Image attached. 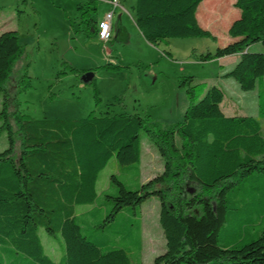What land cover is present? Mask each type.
<instances>
[{
  "label": "trees",
  "instance_id": "trees-1",
  "mask_svg": "<svg viewBox=\"0 0 264 264\" xmlns=\"http://www.w3.org/2000/svg\"><path fill=\"white\" fill-rule=\"evenodd\" d=\"M202 1L136 0V24L153 45L213 37L197 18ZM222 1L206 0L205 6L218 13ZM235 6L241 13L228 29L234 40L199 58L240 55L223 77L244 91L258 85V118L224 115L220 87L212 85L199 98L194 76L183 75L179 86L190 105L184 122L167 128L138 114L94 111L80 118L26 119L13 111L5 85L23 47L17 31L0 34V133L9 142L0 152V264H135L127 244L140 255L141 206L152 196L160 201L166 239V250L152 264H264V0H236ZM257 44L262 48L253 50ZM28 77L25 69L17 84ZM143 130L164 170L141 183ZM111 159L124 166L135 188L112 174L111 191L100 192V173ZM184 179L201 191L190 193ZM42 229L59 242L58 260L48 253Z\"/></svg>",
  "mask_w": 264,
  "mask_h": 264
},
{
  "label": "rangeland",
  "instance_id": "rangeland-1",
  "mask_svg": "<svg viewBox=\"0 0 264 264\" xmlns=\"http://www.w3.org/2000/svg\"><path fill=\"white\" fill-rule=\"evenodd\" d=\"M126 1L130 0L120 1L112 21V38L104 44L95 25L109 6L105 0H0V34L17 31L23 47V56L16 61L5 84L13 111L17 110L26 119L80 118L87 117L91 111L97 115L138 114L147 118L151 125L159 123L162 128H167L184 122L190 99L186 90L179 86V77L191 75L198 84L199 98L212 85L223 90L221 108L224 115L258 118V85L254 90L244 91L234 78L220 75L232 66L236 57L208 61L199 58V55L213 53L217 47L234 40L228 29L241 13L235 6L236 0L217 3L219 12L214 14H211L213 7L205 6L206 0L198 6L197 18L213 37L167 38L157 45L149 43L141 34L135 21V7ZM228 11L230 14L226 17ZM121 24L125 28H121ZM261 48L262 44H257L253 50ZM25 69L29 77L18 85ZM87 71L95 72L94 82L82 81ZM4 99V94L0 93V111ZM260 122L264 134V119ZM16 140L19 149L18 134ZM141 141L142 183L164 170V160L151 142L148 131H142ZM8 146L6 133H0V152ZM123 172L124 166L111 159L100 173V192L110 189L112 174H122L124 181L135 188L128 174ZM183 184L190 193L201 191L187 179ZM103 198L102 195L96 206ZM89 207L78 206L77 209ZM160 208V201L153 196L141 206L140 255L135 245L127 244L135 264H152L155 257L166 250L159 220ZM40 233L45 232L42 229ZM43 237L48 253L58 260L59 242Z\"/></svg>",
  "mask_w": 264,
  "mask_h": 264
},
{
  "label": "crops",
  "instance_id": "crops-1",
  "mask_svg": "<svg viewBox=\"0 0 264 264\" xmlns=\"http://www.w3.org/2000/svg\"><path fill=\"white\" fill-rule=\"evenodd\" d=\"M106 1V3H108L109 4V6H108V8H106V10L104 11V12H102V15L100 16V19L98 20V21H96V25H95V29H96V33H97V30H98V22L101 20V19H103V17H104V15L107 13V12H109V11H114L115 13H116V9L119 7V5H120V1L121 0H119V1H117V0H115V1H110V0H105ZM126 2H130L129 4H131L132 5V7H135V5H136V1L134 2V1H132V0H130V1H126ZM122 8L125 10V8L122 6ZM114 16H115V14H114ZM120 17H122V15L120 14L119 15ZM135 21H136V12H135ZM137 25V24H136ZM138 27V26H137ZM121 28H125V26H123V24H121ZM113 31V30H112ZM113 33V32H112ZM112 38V37H111ZM111 40V39H110ZM109 40V41H110ZM108 41V42H109ZM231 56H235L236 57V60H235V62H233V64H231L232 66H228L229 68H227L224 72H221V76H222V78H225V77H223V74L227 71V70H229L231 67H233V65L239 60V58H240V55L239 54H235V55H231ZM231 56H225V57H222L221 59L222 60H225V58H228V57H231ZM228 79V78H227ZM143 156V155H142ZM141 162H142V160H141ZM143 175V171H142V168H140V179H141V176ZM146 181V180H145ZM144 181V182H145Z\"/></svg>",
  "mask_w": 264,
  "mask_h": 264
},
{
  "label": "built area",
  "instance_id": "built-area-1",
  "mask_svg": "<svg viewBox=\"0 0 264 264\" xmlns=\"http://www.w3.org/2000/svg\"><path fill=\"white\" fill-rule=\"evenodd\" d=\"M114 14V11H109L104 15L103 19L98 22L97 34L100 41L104 44H106L112 37V21Z\"/></svg>",
  "mask_w": 264,
  "mask_h": 264
},
{
  "label": "water",
  "instance_id": "water-1",
  "mask_svg": "<svg viewBox=\"0 0 264 264\" xmlns=\"http://www.w3.org/2000/svg\"><path fill=\"white\" fill-rule=\"evenodd\" d=\"M95 77V72L94 71H87L83 74L82 76V81L84 83H90L93 78Z\"/></svg>",
  "mask_w": 264,
  "mask_h": 264
}]
</instances>
